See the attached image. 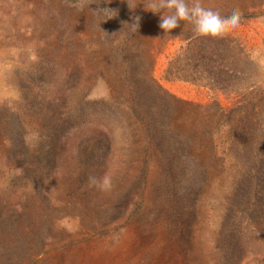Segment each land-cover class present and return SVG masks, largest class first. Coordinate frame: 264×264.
Returning <instances> with one entry per match:
<instances>
[{
  "label": "rangeland",
  "instance_id": "374dc122",
  "mask_svg": "<svg viewBox=\"0 0 264 264\" xmlns=\"http://www.w3.org/2000/svg\"><path fill=\"white\" fill-rule=\"evenodd\" d=\"M210 2L242 13L237 94L166 76L193 32L150 0H0V264H264V0Z\"/></svg>",
  "mask_w": 264,
  "mask_h": 264
},
{
  "label": "trees",
  "instance_id": "16d2710c",
  "mask_svg": "<svg viewBox=\"0 0 264 264\" xmlns=\"http://www.w3.org/2000/svg\"><path fill=\"white\" fill-rule=\"evenodd\" d=\"M126 17H130V15L124 16V34L126 41H130L135 31L133 25L137 22L132 23L131 17L127 20ZM181 41L185 44L182 54L168 62L165 70L167 77L183 80L194 79L202 84L218 86V89L223 93L237 94L235 82L245 75L241 64L251 65V63L236 39L227 34L200 37L191 33L186 34ZM131 63L132 61H127L128 69L132 68ZM138 81L141 82L142 88H140V94L135 95L127 102V114L130 119L143 127L147 137L151 138L153 121L148 113L150 106L154 103L157 104L159 109H155V111L161 115L157 120L165 127L170 126L172 110L164 95L160 94L161 88L156 82L151 81L150 77L147 78L142 73H140ZM150 83L153 87L150 86ZM247 100V97L242 96L240 103L247 104ZM172 135L176 134L172 133ZM242 185L243 187L247 186L244 187L245 189H249L245 183Z\"/></svg>",
  "mask_w": 264,
  "mask_h": 264
},
{
  "label": "clouds",
  "instance_id": "9594fccd",
  "mask_svg": "<svg viewBox=\"0 0 264 264\" xmlns=\"http://www.w3.org/2000/svg\"><path fill=\"white\" fill-rule=\"evenodd\" d=\"M149 11L160 14L159 28L165 36L183 22L191 27L195 35L215 37L228 27L235 28L242 18V13L236 8L222 11L212 2L205 6L204 0H150ZM138 19L137 24L133 25L136 30ZM109 183L108 180L104 181L105 185Z\"/></svg>",
  "mask_w": 264,
  "mask_h": 264
}]
</instances>
